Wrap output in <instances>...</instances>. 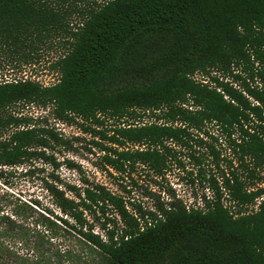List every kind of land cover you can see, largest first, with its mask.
<instances>
[{"label": "trees", "instance_id": "trees-1", "mask_svg": "<svg viewBox=\"0 0 264 264\" xmlns=\"http://www.w3.org/2000/svg\"><path fill=\"white\" fill-rule=\"evenodd\" d=\"M84 2L0 0V49L23 54L61 35L64 50L56 84L0 83V134L12 128L0 141V167L47 158L42 150L57 138L22 127L26 119L8 109L52 106L55 119H79L107 144L95 142L117 173L142 166L161 175L169 160L181 165L175 147L195 144L203 151L188 159L196 177H208L214 198L202 208L170 204L144 218L100 186H69V196L53 188L52 204L65 218L39 216L42 231L26 234L14 219L31 213L23 204L1 217L13 238L30 246L23 264H54L60 255L67 264H91L88 256L52 248L68 237L96 255L92 264H264V188H252L264 168V0ZM75 14L79 23L71 29ZM147 114L152 122H138ZM105 119L114 124L104 127ZM208 126L219 131L222 148ZM222 197L240 209L232 211ZM259 198L256 210L243 212Z\"/></svg>", "mask_w": 264, "mask_h": 264}, {"label": "rangeland", "instance_id": "rangeland-1", "mask_svg": "<svg viewBox=\"0 0 264 264\" xmlns=\"http://www.w3.org/2000/svg\"><path fill=\"white\" fill-rule=\"evenodd\" d=\"M105 1L85 0L84 8ZM78 23L79 18L76 14L69 19L71 29H75ZM62 43L63 36L52 35L33 50L25 49L23 54L14 53L7 48L0 49V83L29 80L42 87L56 84L59 79L56 63L64 51ZM193 78L206 82V78L199 74H195ZM8 112L26 119L22 127L48 130L57 138L50 142L48 148L42 150L47 158L34 157L18 166L0 167V264H23L24 257L29 254V244L15 240L7 229V223L1 220L2 216L10 217L15 205L23 204L32 210H28L31 212L27 213L29 216L26 215L20 220L14 218L26 229V234H29L30 230H43L40 225L35 224V219L41 215L48 216L50 220L56 216L65 218L52 204L53 188L68 194L69 186L77 188L100 186L120 197L128 212L135 217L145 216L144 218L148 213L158 214L159 209L167 208L170 204L181 205L191 210L202 208L205 201L214 198V187L205 180L208 177L205 179L196 177L195 168L188 159V153L198 155L203 151L195 144H192L190 149L175 147L178 152L177 160L181 165L169 160L167 169L161 175H156L142 166H136L132 171L126 169L122 173H117L104 165V153L95 142L107 144L94 137L92 133L85 132L80 126L79 119L70 124L57 120L53 116L52 106L43 107L35 104H17L8 109ZM152 121L153 118L147 114L138 122ZM113 124L111 120L105 119L103 126L108 128ZM10 130L12 128L0 134V141L6 139ZM208 131L218 139L216 148H222L223 138L219 131L212 126H208ZM198 137H202L207 143L212 142L210 136L198 134ZM259 176V180L252 188H264V168L260 170ZM214 179L219 187L220 178ZM219 190L223 192L222 189ZM260 201L259 198L255 204L243 208V212L256 210ZM222 202L232 211L240 209L226 200L223 201V197ZM107 215L111 220L118 219L111 210ZM93 232L105 239L100 225L94 224ZM51 245L54 249L67 248L73 251V255L79 254L85 258L88 256L91 258V264L94 260L96 262V255H85L89 251L88 248L72 237L63 241L54 240ZM57 257L50 263L67 264L63 255ZM57 259H61V262Z\"/></svg>", "mask_w": 264, "mask_h": 264}]
</instances>
